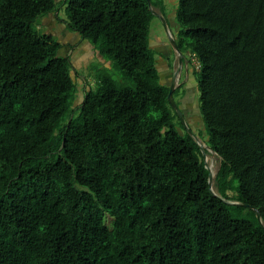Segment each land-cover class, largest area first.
<instances>
[{"label": "trees", "instance_id": "16d2710c", "mask_svg": "<svg viewBox=\"0 0 264 264\" xmlns=\"http://www.w3.org/2000/svg\"><path fill=\"white\" fill-rule=\"evenodd\" d=\"M61 5L121 80L79 87L62 44L37 28ZM150 5L0 0V264H264V0ZM153 8L172 13L177 47L197 61L217 195L160 82ZM243 208L253 217L234 215Z\"/></svg>", "mask_w": 264, "mask_h": 264}, {"label": "rangeland", "instance_id": "374dc122", "mask_svg": "<svg viewBox=\"0 0 264 264\" xmlns=\"http://www.w3.org/2000/svg\"><path fill=\"white\" fill-rule=\"evenodd\" d=\"M175 2H176V0H164L165 6L167 8H171V6H174ZM153 9L157 14H155L154 17L151 19L150 26H149L151 48H153V50L156 51L155 52L156 57L158 55L157 52L164 54V56L166 55L165 59H164L166 61V64L168 63L170 65L171 61L174 60L173 67H175V68L177 67V69H178L180 67L177 63L178 54L176 53V51L173 54H165L166 51H165V49L162 48V47L166 46L164 43H166L167 41L170 42L169 41L170 37H172V38L176 37V35H175L176 30L173 27L175 25L172 24V21L170 18L164 19V16L160 13V11L158 9H155V8H153ZM58 10H59L60 20H63V21L66 20L67 13L65 10V5H61L58 8ZM170 17L172 18V13L170 14ZM162 18L165 22L162 20ZM36 23L41 26L39 31L41 33H45L46 27L42 25L41 21L38 20ZM64 26H65V23H64ZM55 39L58 40L57 37H55ZM160 48L163 49L165 52L161 51ZM172 48L174 49L173 46H172ZM91 50L92 51L89 52V54L87 56V63L84 62L83 65L76 68L79 75H81V77L83 78L85 85L94 89L96 87L95 81L98 80V77L102 73H109L114 79L121 80L120 73L118 72L117 69H115L113 67V65H111L112 67L102 66V63L100 62L99 57H98L99 53L97 52V50L94 46L91 47ZM188 57L192 59V62H189L190 63L189 64V67H190L189 71L190 72H188L187 75L183 72V75H185V78L182 77L183 75L181 76V78L182 79L184 78L183 82H187L188 94H187L186 99L191 104V107L193 106V110L195 111V114H196L195 119H196L197 124L194 122V118L190 119V118H186V117H182V116H179L180 117L179 120L176 118L174 120V122H175L177 129L181 130L182 132H188L198 144H200L206 148L207 136L205 134V129H204L203 124H202L201 119H200V114L198 113V110H197L198 106L196 103L198 102L197 101L198 93H197V89H196L195 78L191 72V69L194 67L197 68L198 65H197V61L195 58H193L191 56H188ZM71 63L77 64L78 62L75 60L74 62H71ZM181 66H182V64H181ZM71 74L73 77H75V75H77V73L74 72V70L71 71ZM179 74H180V72H179ZM167 75H168L167 74V66L163 65L160 69V82L161 83L166 84L167 81H169ZM78 97H79V95H77V97L75 98V101H74L75 106L78 105V103H79ZM173 100L176 103V100H178V96L177 95L174 96ZM198 105H199V103H198ZM181 114H183V112H181ZM205 159L207 161V164L211 167L213 173L216 172L218 164H219V161H218V158L216 157V155L209 150V153L206 154ZM212 188L217 193L216 188L214 187V179H213V183H212ZM236 195H237L236 191L230 192V196L232 198H236ZM231 201H233V200H231ZM234 215L236 217L252 218L253 212L248 208H243V209L237 211ZM111 220H112V218L109 215H106L105 222L108 226L111 225Z\"/></svg>", "mask_w": 264, "mask_h": 264}, {"label": "crops", "instance_id": "0c3cea01", "mask_svg": "<svg viewBox=\"0 0 264 264\" xmlns=\"http://www.w3.org/2000/svg\"><path fill=\"white\" fill-rule=\"evenodd\" d=\"M43 26L46 27V34H51L52 36L58 38V42L62 44V53L67 54L71 62L75 60L77 64H72L74 72L77 73V81L80 86H83V78L77 72L76 68L87 63V56L91 52V47H93L88 41L82 40L81 37L73 31L67 29L64 23L59 18V10L40 16L39 19ZM37 28H41L37 24ZM99 60L102 66L110 67L111 62L105 60L100 54H98Z\"/></svg>", "mask_w": 264, "mask_h": 264}, {"label": "flooded vegetation", "instance_id": "af4514ba", "mask_svg": "<svg viewBox=\"0 0 264 264\" xmlns=\"http://www.w3.org/2000/svg\"><path fill=\"white\" fill-rule=\"evenodd\" d=\"M165 11H167V10L165 9ZM165 18L166 19L170 18V12L169 11H167L165 13ZM164 44L166 46H164L162 48L165 49V51L168 52V54H173L175 52V50L172 48V46H169L170 43L168 41L166 43H164ZM163 49H161V50L164 51ZM173 62H174V60L171 61L170 65L168 63L166 64L167 72H168L167 76H168V79H169V81H167L166 84L168 86L173 84L174 85V89L178 88V92L176 94L178 96V100H176V104H177V107L180 110H182L181 112H183L182 117H186V118H190V119L194 118V122L196 123V120H195L196 114H195V111L193 110V106L191 107V104L186 99L187 94H188L187 82H183V79L185 78V75H183V72L186 75H187L188 72H190L189 71L190 70V67H189L190 63H189L188 59L187 58L184 59V57L182 55H181V61H179V57L177 58V63H178L180 68L177 69V67L176 68L173 67ZM181 64H182V66H181ZM179 72H180V74H179ZM181 76L184 77V78L182 79Z\"/></svg>", "mask_w": 264, "mask_h": 264}, {"label": "water", "instance_id": "95a60500", "mask_svg": "<svg viewBox=\"0 0 264 264\" xmlns=\"http://www.w3.org/2000/svg\"><path fill=\"white\" fill-rule=\"evenodd\" d=\"M147 2H148V4H149V7H151V5H150V0H147ZM154 13L157 14L156 12H154ZM162 20H163V18H162ZM163 21H164V20H163ZM164 22H165V21H164ZM169 41H170L171 46L174 47V50H175L176 53L178 54L179 61H181V55H182V53L180 52L179 48L177 47V44H176V42H175V39L172 38V37H170V38H169ZM173 90H174V85L171 84V85L169 86L168 95H167L168 100H169L170 103L174 106V108L176 109V111H177V113L179 114V116H182L180 109L177 107V105L175 104V102H174V100H173V98H172V92H173ZM197 106H199V105H198V102H197ZM198 145H199V147H200V149H201V151H202V153H203V155H204V163H205V167H206V169L208 170V183H209V186H210V190H211V192H212L214 195H217L216 192H215V191L213 190V188H212V183H213L214 175H215L216 172L213 173L211 167L207 164V161H206V159H205V156H206V154H205V147L202 146V145H200V144H198ZM207 150H210V151H211V149L208 148V147H207ZM211 152H212V151H211ZM212 153H213V152H212ZM229 202H230V203L243 204V203H240V202H234V201H229ZM243 205L248 206L247 204H243ZM256 216H257L258 220L261 222L260 213H259L258 210H256Z\"/></svg>", "mask_w": 264, "mask_h": 264}, {"label": "bare ground", "instance_id": "6f19581e", "mask_svg": "<svg viewBox=\"0 0 264 264\" xmlns=\"http://www.w3.org/2000/svg\"><path fill=\"white\" fill-rule=\"evenodd\" d=\"M152 9V8H151ZM182 111V110H181Z\"/></svg>", "mask_w": 264, "mask_h": 264}]
</instances>
